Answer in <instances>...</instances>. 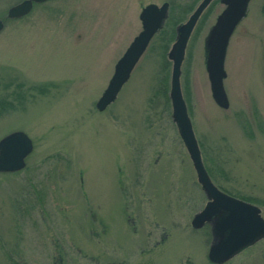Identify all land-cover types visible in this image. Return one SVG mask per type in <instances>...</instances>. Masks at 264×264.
Returning <instances> with one entry per match:
<instances>
[{"label": "rangeland", "instance_id": "rangeland-1", "mask_svg": "<svg viewBox=\"0 0 264 264\" xmlns=\"http://www.w3.org/2000/svg\"><path fill=\"white\" fill-rule=\"evenodd\" d=\"M18 1L0 0V137L22 130L33 147L22 169L0 172V264H215L208 226L190 223L206 197L160 93L175 35L164 57L148 45L114 101L95 108L141 8L168 1L181 24L190 0H48L8 19ZM263 1H249L227 45L228 108L204 63L219 0L190 34L180 86L213 183L258 198L264 218ZM222 264H264V238Z\"/></svg>", "mask_w": 264, "mask_h": 264}, {"label": "water", "instance_id": "water-1", "mask_svg": "<svg viewBox=\"0 0 264 264\" xmlns=\"http://www.w3.org/2000/svg\"><path fill=\"white\" fill-rule=\"evenodd\" d=\"M43 1L46 0H22L15 3L7 9L6 17L20 18L31 10L33 3ZM210 1L201 0L187 19L175 28V39L167 52V57L171 61L168 97L172 121L206 197L204 206L193 215L190 223L195 229L205 224L209 225L211 238L207 258L212 263L222 264L244 247L264 238V218L257 205L227 194L212 182L203 164L181 91L180 73L186 44L197 20ZM219 1L224 7L216 16L205 37L204 63L211 96L217 106L226 109L229 106L223 86L226 75L224 70L226 49L234 29L246 15L250 0ZM168 9V1L160 5L148 3L141 8L138 15L141 29L115 62L112 75L95 102V108L98 111H103L114 101L151 39L163 27L168 16ZM3 26L4 21L0 18V30ZM32 147V140L22 130H13L0 137V172H14L22 169Z\"/></svg>", "mask_w": 264, "mask_h": 264}, {"label": "trees", "instance_id": "trees-1", "mask_svg": "<svg viewBox=\"0 0 264 264\" xmlns=\"http://www.w3.org/2000/svg\"><path fill=\"white\" fill-rule=\"evenodd\" d=\"M196 3V0H190L185 6H182V10L183 13L182 15H185L188 12H191L192 9H194V4ZM37 5V4H36ZM35 6V5H34ZM171 6V7H170ZM173 4L170 5L169 3V12H168V17L165 21L164 26L157 32V34H155V36L152 38L151 42H150V47H154V46H158L160 47V53L162 55V57L165 56L166 51L169 48V43L171 42V40L174 38L175 35V28L178 25V20L175 18V16L173 15V12L176 11V9H178L179 7H175V10L173 11ZM263 7H264V1H263ZM172 9V11H171ZM165 80H162V84H161V89H160V93L163 95H165V99L167 101V104L169 103V98H168V84H167V79H168V72H166V75H164ZM43 86V85H42ZM44 87V86H43ZM8 99L3 91L0 90V109L5 108V106L8 105ZM249 123V122H247ZM250 124V123H249ZM206 167V166H205ZM209 175H210V171L208 169V167H206ZM211 176V175H210ZM223 190V189H222ZM224 192L233 195L235 197H238L240 199H243L245 201L254 203V204H261L262 201H260L258 198H255L253 196L250 195H242V194H236V193H231L229 191L223 190Z\"/></svg>", "mask_w": 264, "mask_h": 264}, {"label": "flooded vegetation", "instance_id": "flooded-vegetation-1", "mask_svg": "<svg viewBox=\"0 0 264 264\" xmlns=\"http://www.w3.org/2000/svg\"><path fill=\"white\" fill-rule=\"evenodd\" d=\"M20 1H22V0H19L18 2H20ZM44 2H45V1H44ZM40 3H42V2H40ZM30 12H31V11H30ZM30 12H29V13H30Z\"/></svg>", "mask_w": 264, "mask_h": 264}]
</instances>
